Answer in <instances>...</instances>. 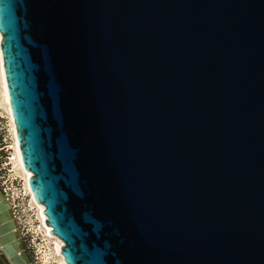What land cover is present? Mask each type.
Returning <instances> with one entry per match:
<instances>
[{
	"label": "water",
	"instance_id": "obj_1",
	"mask_svg": "<svg viewBox=\"0 0 264 264\" xmlns=\"http://www.w3.org/2000/svg\"><path fill=\"white\" fill-rule=\"evenodd\" d=\"M21 164L66 264H264V0H0ZM0 190V250L31 264Z\"/></svg>",
	"mask_w": 264,
	"mask_h": 264
},
{
	"label": "rangeland",
	"instance_id": "obj_2",
	"mask_svg": "<svg viewBox=\"0 0 264 264\" xmlns=\"http://www.w3.org/2000/svg\"><path fill=\"white\" fill-rule=\"evenodd\" d=\"M12 145L11 121L2 99L0 84V190L12 205L24 253L29 262L62 264L57 253L55 254V239L47 236L39 211L31 203L26 185L28 178L14 162L15 153ZM0 264H9L1 250Z\"/></svg>",
	"mask_w": 264,
	"mask_h": 264
},
{
	"label": "bare ground",
	"instance_id": "obj_3",
	"mask_svg": "<svg viewBox=\"0 0 264 264\" xmlns=\"http://www.w3.org/2000/svg\"><path fill=\"white\" fill-rule=\"evenodd\" d=\"M0 39H1V34H0ZM0 84H1V92H2V99L3 101L5 102V108L8 112V115L10 117V121H11V127H12V135H13V148H14V153H15V156H14V162L16 163V166L27 176V178H29L30 176V172L28 171H25L22 164H21V159H20V154H19V149H18V142H17V137H16V131H15V126L13 124V121H12V118H11V113H10V106H9V101H8V96H7V91H6V85H5V79H4V74H3V67H2V58H1V52H0ZM15 169V168H14ZM28 181V180H27ZM27 185V190L29 192V195H30V200H31V203L37 207L38 211H39V214H40V218H41V221H42V225L43 227L45 228L46 230V233H47V236L49 238H53L55 239V254L57 253V255L59 256V260L62 264H66L64 259H63V256L61 254V252H59V247H61V245L63 244V242L57 238L56 236H53L51 233H49V230L51 229L50 226L46 225L45 222H44V218H45V215L41 213V211L43 210V206L41 204H38L36 203L32 196H31V192L29 190V187H28V183H26ZM2 192V191H1ZM3 193V192H2ZM3 196L5 198V200L7 202H9L10 204V207L12 209V205L10 203V201L8 200V198L5 196V194L3 193ZM12 217L13 219L15 220V223H16V227H17V230H16V236L17 237H20V234H19V229H18V222H17V219H15V215L13 214L12 212ZM21 239V237H20ZM22 242V241H21ZM54 248V247H53ZM22 250L24 252V249H23V246H22ZM26 255V254H25ZM46 256V255H45ZM47 258V257H45ZM44 258V259H45ZM49 260V259H48ZM43 261V259H42ZM44 262V261H43Z\"/></svg>",
	"mask_w": 264,
	"mask_h": 264
},
{
	"label": "built area",
	"instance_id": "obj_4",
	"mask_svg": "<svg viewBox=\"0 0 264 264\" xmlns=\"http://www.w3.org/2000/svg\"><path fill=\"white\" fill-rule=\"evenodd\" d=\"M12 212H13V209H12ZM14 214V213H13Z\"/></svg>",
	"mask_w": 264,
	"mask_h": 264
},
{
	"label": "trees",
	"instance_id": "obj_5",
	"mask_svg": "<svg viewBox=\"0 0 264 264\" xmlns=\"http://www.w3.org/2000/svg\"><path fill=\"white\" fill-rule=\"evenodd\" d=\"M9 263V262H8Z\"/></svg>",
	"mask_w": 264,
	"mask_h": 264
}]
</instances>
